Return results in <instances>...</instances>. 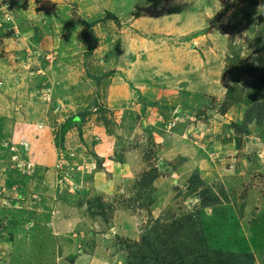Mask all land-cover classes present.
Instances as JSON below:
<instances>
[{
	"label": "rangeland",
	"instance_id": "374dc122",
	"mask_svg": "<svg viewBox=\"0 0 264 264\" xmlns=\"http://www.w3.org/2000/svg\"><path fill=\"white\" fill-rule=\"evenodd\" d=\"M18 85L0 264H264V0H0Z\"/></svg>",
	"mask_w": 264,
	"mask_h": 264
},
{
	"label": "crops",
	"instance_id": "0c3cea01",
	"mask_svg": "<svg viewBox=\"0 0 264 264\" xmlns=\"http://www.w3.org/2000/svg\"><path fill=\"white\" fill-rule=\"evenodd\" d=\"M19 87L21 88V87H27V86L18 85L16 86V90H13L11 92H8L9 89L7 90V92L5 91L2 92L1 91L2 88L0 87V141L2 140L1 139L2 137L4 138V134L6 135V132H7L5 131V123L7 124V120L14 119L12 124L10 123V127L12 125V128L9 134L14 135V133L18 132L20 136L26 137L25 141L28 143V145H30L31 151L34 147V150L37 153H39L38 156L40 157V155L42 154L41 152H44V153L47 152V145L49 144V141L46 140L45 133L44 131L42 132L41 130L36 134L33 131L34 129L30 132L27 131V134L20 132V127L25 131L26 129L25 126L31 122V118H33V116L35 115L34 113L36 112V105H33L32 103L28 104L29 100H26V98H28V93L26 95H22L25 93L21 92V89H19ZM16 92L18 93L19 96L20 95L22 96L19 97L17 95H14ZM21 103L23 105L19 106L18 104H21ZM28 107H32V109L33 108L34 109L33 110L30 109L31 111H29ZM24 120H27V121H24ZM48 151H50V148H48ZM43 160H40V161H43ZM40 161L36 159V163L41 168L42 167L44 168L45 163L40 162ZM45 170H46V167L45 169L40 170V171H42L41 173L45 172V174H47Z\"/></svg>",
	"mask_w": 264,
	"mask_h": 264
},
{
	"label": "clouds",
	"instance_id": "9594fccd",
	"mask_svg": "<svg viewBox=\"0 0 264 264\" xmlns=\"http://www.w3.org/2000/svg\"><path fill=\"white\" fill-rule=\"evenodd\" d=\"M4 7H7L6 5Z\"/></svg>",
	"mask_w": 264,
	"mask_h": 264
},
{
	"label": "built area",
	"instance_id": "2783aa9c",
	"mask_svg": "<svg viewBox=\"0 0 264 264\" xmlns=\"http://www.w3.org/2000/svg\"><path fill=\"white\" fill-rule=\"evenodd\" d=\"M27 147V146H26Z\"/></svg>",
	"mask_w": 264,
	"mask_h": 264
}]
</instances>
